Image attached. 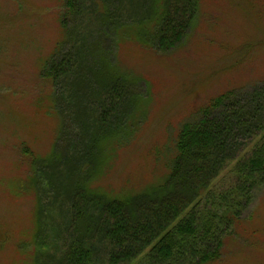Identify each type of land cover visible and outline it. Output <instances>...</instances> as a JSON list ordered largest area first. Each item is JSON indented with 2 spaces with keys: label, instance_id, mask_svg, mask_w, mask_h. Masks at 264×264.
<instances>
[{
  "label": "rangeland",
  "instance_id": "1",
  "mask_svg": "<svg viewBox=\"0 0 264 264\" xmlns=\"http://www.w3.org/2000/svg\"><path fill=\"white\" fill-rule=\"evenodd\" d=\"M140 1L119 9L125 23L153 16L154 0ZM191 1L198 9L173 49L144 47L132 34L133 41L117 40L113 59L127 80L120 81L121 94L108 85H117L116 74L105 64L94 71L90 55L75 59L66 78L46 84L41 67L65 38L62 1L0 0V264L61 262L63 201L74 203L68 193L89 152L109 156L91 187L139 190L163 174L158 156L201 107L223 92L264 84V0ZM162 3L170 9L174 0ZM83 24L96 30L88 16ZM105 38L100 44L107 48ZM117 131L127 133L106 145ZM233 166L210 184L213 194L233 184ZM239 220L213 264H264V185ZM130 264H145L143 256Z\"/></svg>",
  "mask_w": 264,
  "mask_h": 264
},
{
  "label": "trees",
  "instance_id": "2",
  "mask_svg": "<svg viewBox=\"0 0 264 264\" xmlns=\"http://www.w3.org/2000/svg\"><path fill=\"white\" fill-rule=\"evenodd\" d=\"M61 1L65 38L44 60L40 78L53 86L67 77L75 59L90 55L88 64L94 71L105 64L116 74L117 85H108L121 94L125 85L120 81L127 80L113 59L117 40L133 38L144 47L167 52L180 43L198 9L191 0H174L170 9L164 3L160 6L163 0H154L150 20L131 26L117 13L123 7H137L140 0ZM85 16L97 22L96 30L84 28ZM104 37L107 48L100 44ZM83 74L84 69L79 70V76ZM126 133L117 131L104 141L110 146ZM241 142L250 148L246 151ZM88 154L80 181L68 193L74 203L63 201L64 257L60 263L47 264H130L142 256L145 264L216 263L224 238L264 185V84L249 91L241 87L223 92L201 107L181 124L164 156H158L163 174L139 190L125 187L114 193L91 187L109 156ZM232 162L233 184L213 194L210 184ZM57 175L66 181L61 173ZM71 237L75 240L70 244ZM39 240L37 233L35 245Z\"/></svg>",
  "mask_w": 264,
  "mask_h": 264
}]
</instances>
